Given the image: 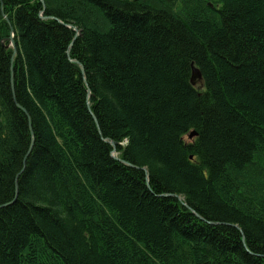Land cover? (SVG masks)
Here are the masks:
<instances>
[{"label":"trees","instance_id":"trees-1","mask_svg":"<svg viewBox=\"0 0 264 264\" xmlns=\"http://www.w3.org/2000/svg\"><path fill=\"white\" fill-rule=\"evenodd\" d=\"M0 264H264V0H0Z\"/></svg>","mask_w":264,"mask_h":264},{"label":"water","instance_id":"water-1","mask_svg":"<svg viewBox=\"0 0 264 264\" xmlns=\"http://www.w3.org/2000/svg\"><path fill=\"white\" fill-rule=\"evenodd\" d=\"M14 34L11 33L9 38L7 39L8 41V46H12V55L15 56V54L17 53V46L16 43L14 41ZM81 70L83 71V68H81ZM190 81L193 85L201 82V74L199 72V70L195 67H192V71H191V78ZM193 135H195V132H191L188 137L191 138Z\"/></svg>","mask_w":264,"mask_h":264},{"label":"bare ground","instance_id":"bare-ground-1","mask_svg":"<svg viewBox=\"0 0 264 264\" xmlns=\"http://www.w3.org/2000/svg\"><path fill=\"white\" fill-rule=\"evenodd\" d=\"M80 69H81V67H80Z\"/></svg>","mask_w":264,"mask_h":264},{"label":"rangeland","instance_id":"rangeland-1","mask_svg":"<svg viewBox=\"0 0 264 264\" xmlns=\"http://www.w3.org/2000/svg\"><path fill=\"white\" fill-rule=\"evenodd\" d=\"M187 139V138H186Z\"/></svg>","mask_w":264,"mask_h":264}]
</instances>
